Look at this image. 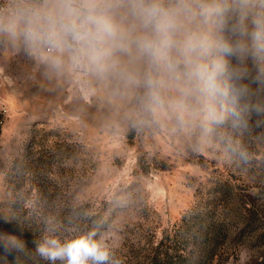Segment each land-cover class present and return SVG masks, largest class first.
<instances>
[{
    "label": "rangeland",
    "instance_id": "374dc122",
    "mask_svg": "<svg viewBox=\"0 0 264 264\" xmlns=\"http://www.w3.org/2000/svg\"><path fill=\"white\" fill-rule=\"evenodd\" d=\"M0 65V217L12 210L10 180L33 145L58 155L61 213L46 237L67 242L94 232L108 264H149L152 246L179 227L172 245L196 256L201 218L222 219L240 235L207 264H264V118L189 137L124 119L104 92L86 98L23 50L0 51ZM246 206L249 220L235 217ZM251 219L255 233L243 231Z\"/></svg>",
    "mask_w": 264,
    "mask_h": 264
},
{
    "label": "clouds",
    "instance_id": "9594fccd",
    "mask_svg": "<svg viewBox=\"0 0 264 264\" xmlns=\"http://www.w3.org/2000/svg\"><path fill=\"white\" fill-rule=\"evenodd\" d=\"M0 42L134 123L199 138L264 118V0H0ZM94 236L36 251L108 264Z\"/></svg>",
    "mask_w": 264,
    "mask_h": 264
},
{
    "label": "trees",
    "instance_id": "16d2710c",
    "mask_svg": "<svg viewBox=\"0 0 264 264\" xmlns=\"http://www.w3.org/2000/svg\"><path fill=\"white\" fill-rule=\"evenodd\" d=\"M58 155L51 151H38L31 146L27 154L16 164L15 174L10 180V189L15 199L11 212L0 217V264H53L44 259L36 251L37 246L46 237L48 223L55 220L61 213L58 203V179L54 168ZM73 212L81 207L72 206ZM250 207L243 208L235 217H247L249 220ZM64 221H73L75 215L64 214ZM200 227V251L196 256H189L184 248L172 245L178 239L179 227L172 236L162 238L152 246L149 253V264H207L215 261L221 254V249L229 239H237L236 231L225 224V220H206ZM244 220V218H243ZM75 222V221H74ZM243 228L255 233L259 223H250ZM4 232L8 233L7 238Z\"/></svg>",
    "mask_w": 264,
    "mask_h": 264
},
{
    "label": "crops",
    "instance_id": "0c3cea01",
    "mask_svg": "<svg viewBox=\"0 0 264 264\" xmlns=\"http://www.w3.org/2000/svg\"><path fill=\"white\" fill-rule=\"evenodd\" d=\"M8 46V47H7ZM0 51L6 52V51H16L13 50L7 43L0 42ZM20 51V50H19ZM1 66V65H0ZM2 83V78L0 76V84ZM0 108H1V103H0Z\"/></svg>",
    "mask_w": 264,
    "mask_h": 264
}]
</instances>
